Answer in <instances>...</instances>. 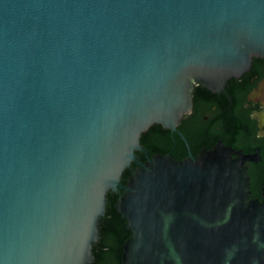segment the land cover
I'll return each instance as SVG.
<instances>
[{
    "label": "water",
    "instance_id": "95a60500",
    "mask_svg": "<svg viewBox=\"0 0 264 264\" xmlns=\"http://www.w3.org/2000/svg\"><path fill=\"white\" fill-rule=\"evenodd\" d=\"M255 57L264 0H0V264H92L109 191L122 264H264L259 152L137 158Z\"/></svg>",
    "mask_w": 264,
    "mask_h": 264
},
{
    "label": "trees",
    "instance_id": "16d2710c",
    "mask_svg": "<svg viewBox=\"0 0 264 264\" xmlns=\"http://www.w3.org/2000/svg\"><path fill=\"white\" fill-rule=\"evenodd\" d=\"M264 58L255 57L253 60L252 68L244 74L242 78H232L236 81L241 80L242 84L250 82V78L255 74L262 75ZM247 75V77H245ZM240 84V85H239ZM236 83L229 89L239 88L242 84ZM237 90V89H236ZM210 91L201 84L197 85L194 91V101L200 99V96L204 92ZM232 117L226 115L225 129L223 138L226 144H230L234 148H243L245 152H250L255 149L256 143L248 142L244 140L245 133L243 132V126L246 124L244 118ZM188 137V143L194 151H197L201 144H207L211 147V140L216 141L215 136L217 133L210 131L211 137L207 133V129L199 128L187 132V130L181 127ZM170 129L164 128L161 124H154L148 131L143 133L141 137V143L145 150L137 151V158L146 161L148 155L155 153L170 154L176 159H182L187 156L188 147L186 141L182 137L175 133L172 135ZM220 135V134H219ZM212 142V143H213ZM210 144V145H209ZM259 144V143H258ZM176 147L177 151H172L173 147ZM263 159L258 162L250 163L248 173L251 182V196L261 195V188L264 185V146L261 151ZM136 163H132L130 167L126 168L122 175V182H126L131 175L132 169L135 168ZM108 203L106 206V212L102 216L100 225V239L93 244V253L95 260L92 264H122L123 247L126 239L131 235V230L127 228L126 220L122 214L116 209L117 199L119 193L109 191L107 194Z\"/></svg>",
    "mask_w": 264,
    "mask_h": 264
},
{
    "label": "flooded vegetation",
    "instance_id": "af4514ba",
    "mask_svg": "<svg viewBox=\"0 0 264 264\" xmlns=\"http://www.w3.org/2000/svg\"><path fill=\"white\" fill-rule=\"evenodd\" d=\"M244 74L240 78H242ZM245 77H247V75H245ZM263 80L264 64L262 75H253L250 78L249 83L242 84L241 80L236 81L231 78L226 82L224 88L220 91L214 92L210 90L208 92H204L200 96V99L197 101V103L194 101L193 111L182 118L178 126V131L171 130L173 132V136H175V133H177L182 137L183 140L186 141L188 153L187 156H184V158L188 157L190 153L197 156L203 148L211 149L220 139L225 143V140L222 136L224 135L225 129V117L226 115H230L232 117L234 114H236L235 117L240 116L246 121V124L243 126V132L245 133L244 140L256 143L255 149L253 151L244 152L249 154H255L259 152V155L257 156L259 158L258 160L247 161L248 169L250 163L262 160L263 157L261 151L264 146V97L260 95L256 99H250V94L253 92V90L258 88V85ZM236 83H241L242 85L239 88H236L237 90L229 89ZM181 127L185 128L187 132L197 130L199 128L207 129L210 139L213 137H211L210 131H212V133H217L215 136L216 141L213 142L214 139L212 138L213 140L210 141V144L212 145L211 147L208 146V143L201 144L198 150L194 151L188 143V137L186 133ZM175 150L177 151L174 145L172 151Z\"/></svg>",
    "mask_w": 264,
    "mask_h": 264
}]
</instances>
